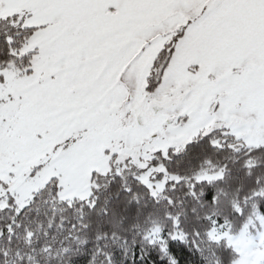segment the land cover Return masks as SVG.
Here are the masks:
<instances>
[{
	"label": "snow or ice",
	"instance_id": "1",
	"mask_svg": "<svg viewBox=\"0 0 264 264\" xmlns=\"http://www.w3.org/2000/svg\"><path fill=\"white\" fill-rule=\"evenodd\" d=\"M0 264H264V0H0Z\"/></svg>",
	"mask_w": 264,
	"mask_h": 264
}]
</instances>
